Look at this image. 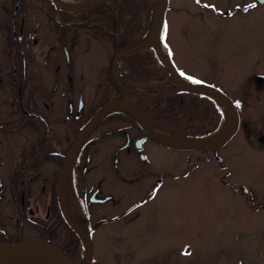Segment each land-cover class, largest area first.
I'll return each instance as SVG.
<instances>
[{"label": "flooded vegetation", "instance_id": "obj_1", "mask_svg": "<svg viewBox=\"0 0 264 264\" xmlns=\"http://www.w3.org/2000/svg\"><path fill=\"white\" fill-rule=\"evenodd\" d=\"M60 2L69 4L65 0ZM254 6L248 4L240 10ZM2 8L7 14L4 22L0 14V34H4L6 42V47L0 49L5 58L4 66L0 63V110L8 109L6 114L12 113L13 119L0 124V137L19 131L22 136L19 143L11 142L18 146L9 144L6 158L0 151V167H5L11 208L7 220L14 230L31 225L28 227L35 229V233L30 238L53 244L57 242L55 234L62 227L68 232L65 242H82L63 215L62 197L74 220L94 242L97 227L118 222L135 208L110 213L111 208L122 206L126 192L140 196L142 204L154 197L157 180L165 182L163 176L168 172H163L162 176L157 172L155 152L189 151L154 136H171L164 127L184 133L172 126L170 105L164 106V120L157 118L155 105H146L147 100L155 99L151 97L176 87V81L158 60L152 46H127L141 35L142 28L140 14L129 16L131 24L124 20V0H105L82 12L64 10L57 7L54 0H0ZM142 15L146 18V13ZM82 33L89 38H107L106 42L111 44L110 49L99 48L102 52L96 53V57L100 62L96 59L91 60L92 65L87 63L92 54L90 48L77 46ZM49 35L53 41L40 50L39 62H36L32 48L45 46ZM131 48L134 49L114 63L118 54ZM92 71L95 72L93 82L87 73ZM119 101L135 104L147 115L145 123L114 107L107 109L86 131L101 108ZM75 146L78 149L69 169L63 173ZM217 150L205 152L214 156ZM219 164L222 167L220 160ZM182 175L185 176V172ZM34 197L41 201L32 206ZM92 209L97 212L94 214ZM139 216L137 211L132 221ZM12 224L7 227L0 220V242L23 240L7 232V228L13 229Z\"/></svg>", "mask_w": 264, "mask_h": 264}, {"label": "rangeland", "instance_id": "obj_2", "mask_svg": "<svg viewBox=\"0 0 264 264\" xmlns=\"http://www.w3.org/2000/svg\"><path fill=\"white\" fill-rule=\"evenodd\" d=\"M144 1L139 2V8L137 3L135 7V0H124L123 13L128 24H131L129 16L140 14L141 31H147L143 43H149L158 0H152L153 9ZM248 4L255 6L240 10ZM143 7L144 11L140 10ZM0 14L4 22L5 8L0 9ZM49 36L45 46L32 48L36 62H39L40 50L53 41L52 35ZM84 37L82 33L77 46L90 48L92 54L87 63L92 65L91 60L96 59L100 62L96 57V53L102 52L99 48L110 49L111 44L101 36ZM160 43L189 82L216 87L234 101L240 115L239 126L214 156L211 152L192 149L170 154L155 152L157 172L161 176L168 172L163 176L165 182L157 180L154 197L142 204L140 196L126 192L122 206L110 209L111 214H119L135 206L118 222L94 230L92 264H264V3L168 0ZM5 47L2 33L0 49ZM1 58L4 66V54ZM87 73L93 82L95 72ZM196 98L189 97L190 110L186 109L185 113L197 118L203 109ZM214 100L224 115L220 129L225 112L219 100ZM167 101L162 107L169 104ZM6 110H0V124L13 119L10 117L13 114L8 116ZM21 137V131L0 137V151L5 158L9 144L18 146ZM15 141L18 142L11 143ZM0 178V220L10 227L12 223L7 220V214L11 208L4 166L0 167ZM38 200L34 197L32 206ZM137 211L140 216L132 221ZM28 226L14 230L12 224L13 229L7 228V232L18 235L24 242L35 233ZM66 237L67 230L61 227L55 234L57 242L51 244L68 254L78 250L84 258L83 242H65Z\"/></svg>", "mask_w": 264, "mask_h": 264}, {"label": "water", "instance_id": "obj_3", "mask_svg": "<svg viewBox=\"0 0 264 264\" xmlns=\"http://www.w3.org/2000/svg\"><path fill=\"white\" fill-rule=\"evenodd\" d=\"M103 1L105 0H89L86 2H83L81 4H66L62 3L59 0H54L55 5L57 7H60L64 10L68 11H73V12H82L86 11L89 9H92L98 5H100ZM259 3H264V0H258ZM254 5V4H251ZM168 7V0H158V7L157 11L155 13L153 25H152V30H151V42L149 43H140L136 45L134 48H139L141 46L145 45H150L154 48L156 55L159 59V61L167 68V70L172 74L173 79L176 81V87L172 88L171 90H168L167 92L153 96L151 98H156L164 95H168L170 93L178 92V91H192L196 92L202 95H206L209 97H212L216 100H223L227 103L228 108L230 110V113L232 115V123L227 131L226 134H224L217 143L214 145H209L205 143H198L192 141V139H199V138H204V137H209L211 135H214L219 132V130L213 134H210L208 136L204 137H194V136H188L182 133L178 129H173V128H166L164 129L168 131L171 135L175 134L178 137H180L187 145L184 147H178L171 145L170 143L163 141L159 135L154 136L161 142H164L168 145H171L173 147L177 148H182V149H196V150H204V151H216L222 145L229 140L234 133L237 131L238 126H239V113L238 110L233 102V100L227 96L225 93H223L221 90H219L216 87H213L211 85H205V84H193L188 82L177 70L176 66L174 65L171 57L169 55L164 56L160 50V42H161V33L164 25V19H165V13ZM243 9H246L244 7ZM134 48H131L130 50H126L120 54H118L114 60V63L117 61V59L133 50ZM219 104L221 105V102L219 100ZM222 106V105H221ZM118 108L119 110L131 115L134 119H136L139 123L144 124V120L141 119L138 115H136L133 111L130 109L126 108L123 103L119 102H111L107 105H105L103 108H101L96 115L93 117V119L90 121V123L86 126V131L90 129V127L94 126L95 121L104 113L106 112L107 109H112V108ZM144 114V113H143ZM147 116L146 114H144ZM153 123H157L152 121ZM158 126L162 127L159 123H157ZM76 146L72 149L69 158L67 159L64 168H63V173L66 172L69 169V166L71 164V160L73 158V155L76 151ZM101 201V200H100ZM103 202L105 201L102 200ZM60 205H61V210L63 212V215L70 225V227L76 232V234L80 237V239L83 242V247L85 249V254L84 258L81 262V264H92L93 261V245L91 242V236L90 234L83 228L81 227L72 217L71 213L68 210V207L65 203V201L60 197ZM31 241H37L41 242L45 246H47L50 251H45L33 247H29L27 245L28 242ZM0 264H78L69 257H67L60 249L56 248L54 245H52L49 242H46L44 240L38 239V238H30L24 242H18V243H6V242H0Z\"/></svg>", "mask_w": 264, "mask_h": 264}, {"label": "trees", "instance_id": "obj_4", "mask_svg": "<svg viewBox=\"0 0 264 264\" xmlns=\"http://www.w3.org/2000/svg\"><path fill=\"white\" fill-rule=\"evenodd\" d=\"M143 1L144 0H135V4L137 3L139 8H141V3L139 2L143 3ZM148 1H144L145 5L151 6V8L153 9V1L152 0H150L151 2H148ZM147 2L149 4H146ZM144 9L145 7H143L140 10L144 11ZM148 18H149L148 23H150L149 15H148ZM140 33L141 35L138 38L127 43V46L130 47V46L143 42L147 36V31H144V32L141 31ZM161 39H162V33H161ZM161 68L164 69V66L162 65ZM157 92H159L158 89H157ZM192 96H195L198 98V99L196 98L198 100V105L202 107L203 109L202 111L200 110V112L196 110L197 112H199L198 114L199 117L197 118L196 116L185 113L186 109L190 110L189 97H192ZM167 100H169V105L171 106L172 119L170 121L172 123V126L175 128L182 129L184 133H186V135L194 136V137L208 136L219 130V127L223 121L224 115L222 111L218 108L215 100L212 99V97L210 98L209 96L190 92V91H178V92H174L162 98L149 99L146 101V105H149V104L155 105L157 107V118L160 120H164V114H163L164 107H162L161 105L164 101L168 102ZM205 102L207 103L209 102L210 105L207 106ZM160 110L162 111L161 114L159 113L161 112ZM198 118H200L199 121H197ZM72 233L76 236L74 232ZM62 252L67 257L72 259L73 261H76L79 264H81L83 256L82 254L78 252V250L77 252H75V254L74 253L68 254V252L64 249H62Z\"/></svg>", "mask_w": 264, "mask_h": 264}, {"label": "bare ground", "instance_id": "obj_5", "mask_svg": "<svg viewBox=\"0 0 264 264\" xmlns=\"http://www.w3.org/2000/svg\"><path fill=\"white\" fill-rule=\"evenodd\" d=\"M60 1H62V0H60ZM160 50H161V52H162V54L164 56H167L165 54L164 48H163V46L161 44H160ZM219 100H220L221 105L223 106L224 112H225V121H224V124H223L222 128L219 130L218 133H216L214 135H211L209 137L199 138V139H196V140L192 139V141L198 142V143H205V144H209V145H214L229 130V128L231 126V123H232V115L230 113V110L228 108L227 103L225 101L221 100V99H219ZM123 105L126 108L130 109L131 111H133L141 119L147 120V117L140 111V109L135 104L127 101V102H123ZM160 138L163 141H166V142H168V143H170L171 145H174V146L184 147V146L187 145L180 137H178L175 134H172L169 137H164L163 136V137H160ZM27 245L29 247H33V248H37V249H41V250H45V251H50V249L47 246H45L44 244H42L41 242L31 241V242H28ZM0 249H1V246H0Z\"/></svg>", "mask_w": 264, "mask_h": 264}, {"label": "snow or ice", "instance_id": "obj_6", "mask_svg": "<svg viewBox=\"0 0 264 264\" xmlns=\"http://www.w3.org/2000/svg\"><path fill=\"white\" fill-rule=\"evenodd\" d=\"M189 79H191V78L189 77Z\"/></svg>", "mask_w": 264, "mask_h": 264}]
</instances>
